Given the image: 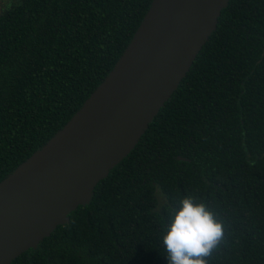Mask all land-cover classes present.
Returning a JSON list of instances; mask_svg holds the SVG:
<instances>
[{
	"label": "trees",
	"instance_id": "1",
	"mask_svg": "<svg viewBox=\"0 0 264 264\" xmlns=\"http://www.w3.org/2000/svg\"><path fill=\"white\" fill-rule=\"evenodd\" d=\"M151 1L17 0L3 11L0 180L103 81ZM185 196L224 226L207 264H264V0L228 1L177 88L90 202L10 264H166L162 225Z\"/></svg>",
	"mask_w": 264,
	"mask_h": 264
},
{
	"label": "water",
	"instance_id": "2",
	"mask_svg": "<svg viewBox=\"0 0 264 264\" xmlns=\"http://www.w3.org/2000/svg\"><path fill=\"white\" fill-rule=\"evenodd\" d=\"M228 1H151L103 81L0 180V264L36 248L90 202L97 182L134 148L177 88Z\"/></svg>",
	"mask_w": 264,
	"mask_h": 264
},
{
	"label": "clouds",
	"instance_id": "3",
	"mask_svg": "<svg viewBox=\"0 0 264 264\" xmlns=\"http://www.w3.org/2000/svg\"><path fill=\"white\" fill-rule=\"evenodd\" d=\"M224 239V226L214 212L192 196L179 201L162 225L160 240L166 264H207Z\"/></svg>",
	"mask_w": 264,
	"mask_h": 264
},
{
	"label": "flooded vegetation",
	"instance_id": "4",
	"mask_svg": "<svg viewBox=\"0 0 264 264\" xmlns=\"http://www.w3.org/2000/svg\"><path fill=\"white\" fill-rule=\"evenodd\" d=\"M17 0H0V15L3 13L4 10L11 7V5L16 2ZM192 143H196L195 141H192ZM246 150V149H245ZM247 151V150H246ZM180 156H178L179 158ZM181 159V158H179ZM248 159V156L246 157Z\"/></svg>",
	"mask_w": 264,
	"mask_h": 264
}]
</instances>
